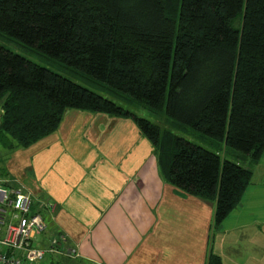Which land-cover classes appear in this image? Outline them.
I'll use <instances>...</instances> for the list:
<instances>
[{"label":"trees","instance_id":"obj_1","mask_svg":"<svg viewBox=\"0 0 264 264\" xmlns=\"http://www.w3.org/2000/svg\"><path fill=\"white\" fill-rule=\"evenodd\" d=\"M0 36L255 160L264 153V0H0ZM0 103L7 150L54 133L67 110L132 118L166 181L214 202L217 225L251 181L237 162L1 43Z\"/></svg>","mask_w":264,"mask_h":264},{"label":"crops","instance_id":"obj_2","mask_svg":"<svg viewBox=\"0 0 264 264\" xmlns=\"http://www.w3.org/2000/svg\"><path fill=\"white\" fill-rule=\"evenodd\" d=\"M61 120L32 145L6 149L0 176L41 214V248L65 236L75 254L51 255L55 264H207L210 254L264 264V183L249 184L217 225L214 202L166 181L132 118L75 109ZM46 202L53 212L39 208Z\"/></svg>","mask_w":264,"mask_h":264},{"label":"built area","instance_id":"obj_3","mask_svg":"<svg viewBox=\"0 0 264 264\" xmlns=\"http://www.w3.org/2000/svg\"><path fill=\"white\" fill-rule=\"evenodd\" d=\"M31 199L22 189L0 178V264H55L51 255L73 253L64 235H54L47 248H41L39 236L45 223L39 212L31 213ZM39 208L53 212L50 202Z\"/></svg>","mask_w":264,"mask_h":264},{"label":"rangeland","instance_id":"obj_4","mask_svg":"<svg viewBox=\"0 0 264 264\" xmlns=\"http://www.w3.org/2000/svg\"><path fill=\"white\" fill-rule=\"evenodd\" d=\"M0 43L15 54H19L27 59H30L38 65L40 64L41 66L48 68L50 71L52 70L61 76L63 75L71 80H74L84 88L86 87L95 93L97 92L101 96L112 99L117 105H120L129 111L131 110L135 112L138 117L146 118L152 123L154 122L157 124L162 129H168L173 134L182 137L197 146L199 145L208 151L215 152L222 158L237 162L242 168L245 167L251 172V181L249 186H260V184L264 183V153L259 160H255L252 156L242 154L233 148L231 149L228 146H225L223 141L217 142L210 137L208 138L200 132L195 131L190 126H184L176 121L171 120L165 115L151 112L143 104H136L135 102L127 101L124 97L113 92L110 88H108V86L95 83L91 79L71 71L63 63H59L51 57L49 58L47 55L36 53L29 48H25L23 45L19 44L17 40L14 41L7 37L0 36ZM6 154L7 150L4 148V145L0 143V176L3 175V171L1 169H3ZM30 210L31 213L36 212L34 203H32ZM41 244L42 243H40V245Z\"/></svg>","mask_w":264,"mask_h":264}]
</instances>
